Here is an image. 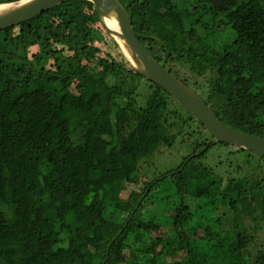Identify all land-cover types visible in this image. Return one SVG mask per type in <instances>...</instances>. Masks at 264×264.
Returning <instances> with one entry per match:
<instances>
[{
	"label": "trees",
	"instance_id": "obj_1",
	"mask_svg": "<svg viewBox=\"0 0 264 264\" xmlns=\"http://www.w3.org/2000/svg\"><path fill=\"white\" fill-rule=\"evenodd\" d=\"M118 1L164 69L264 138V0ZM163 147L180 162L143 179ZM261 231L264 157L145 80L91 1L0 30V264H264Z\"/></svg>",
	"mask_w": 264,
	"mask_h": 264
},
{
	"label": "water",
	"instance_id": "obj_2",
	"mask_svg": "<svg viewBox=\"0 0 264 264\" xmlns=\"http://www.w3.org/2000/svg\"><path fill=\"white\" fill-rule=\"evenodd\" d=\"M25 0L0 12V30L30 21L43 13L70 0ZM96 9L99 21L108 34L116 41L131 65L146 80L156 83L169 93L205 130L214 137L216 143L229 144L254 152L264 157V138L238 131L222 122L203 100L200 93L164 69L139 40L127 10L118 0H89ZM115 18L119 30L108 22ZM129 51L130 56L125 52Z\"/></svg>",
	"mask_w": 264,
	"mask_h": 264
},
{
	"label": "rangeland",
	"instance_id": "obj_3",
	"mask_svg": "<svg viewBox=\"0 0 264 264\" xmlns=\"http://www.w3.org/2000/svg\"><path fill=\"white\" fill-rule=\"evenodd\" d=\"M123 54H124V52H123ZM126 59H127V57H126ZM135 88L137 89L135 94L137 96V99L141 103L142 100L144 99V96L148 93L147 83L143 80V81H141L140 84L135 86ZM234 147H236V146H234ZM234 149H236V148H234ZM179 153H181V150H179V151L176 149L170 150V149L163 147L160 150H158L151 157H148L145 160H143L140 163V169H139L143 179H145V180L150 179L151 180L154 177V174H159L160 172L164 171V170H162L165 167V164H163V163H165L168 160L170 162L174 163V165L178 164L180 162L179 159L181 158ZM170 162H169V164H170ZM166 165H167V163H166ZM159 169H161V170H159ZM140 195H141V193H139L138 188L132 186V187H130L126 197L129 198L130 201L136 202L140 198ZM254 235L257 238V241H256V244L252 245L254 247H252L251 251L253 252V249L255 247H258L257 250L255 251V254H256L258 251L264 250V231L255 233Z\"/></svg>",
	"mask_w": 264,
	"mask_h": 264
},
{
	"label": "bare ground",
	"instance_id": "obj_4",
	"mask_svg": "<svg viewBox=\"0 0 264 264\" xmlns=\"http://www.w3.org/2000/svg\"><path fill=\"white\" fill-rule=\"evenodd\" d=\"M28 1H30V0H25V1H23V3H26ZM13 6H15V4H11V5L10 4H2V5H0V12L5 11L7 9H10ZM108 24L110 25V27H113V29L119 30L118 22H117V20L115 18L111 19L108 22ZM124 50L130 56L129 51L127 50L126 47H124Z\"/></svg>",
	"mask_w": 264,
	"mask_h": 264
}]
</instances>
